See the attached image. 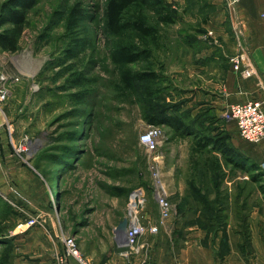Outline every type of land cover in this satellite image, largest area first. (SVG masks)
I'll return each mask as SVG.
<instances>
[{"label": "rangeland", "instance_id": "374dc122", "mask_svg": "<svg viewBox=\"0 0 264 264\" xmlns=\"http://www.w3.org/2000/svg\"><path fill=\"white\" fill-rule=\"evenodd\" d=\"M75 2L84 8V18L74 31L64 24L66 8ZM170 2L178 8L179 19L148 60L160 74L153 85L161 90L154 97L141 96V82L133 95L121 85L110 57L113 38L103 27L104 0H37L27 13L18 50L0 49V74L18 76L9 84L0 111V138L5 145L0 154L4 179L0 240L13 243L11 264H22L17 261L22 255L15 250L16 235H24L31 226L47 229L51 217L58 218L65 234L75 237L81 255L97 264L93 255L113 253L117 249L113 241L122 242L118 224L126 214L131 190L138 186L145 191V225L157 223L152 156L159 161L169 200L177 202L180 211L158 223L155 234L144 235L150 244L141 264H183L179 256L185 250L211 252L219 262L233 259L226 264H264V228L255 233L250 218L253 206H264L262 172L248 161L240 160L242 166L229 164L218 149L197 150L193 135L176 134L164 124L158 125L160 143L154 152L139 142V134L149 125L143 114L148 101L159 105L164 96L172 100L178 86L175 96L187 101V73L178 75L181 80L175 74L179 68L187 70L188 48L183 40L188 30L199 28L204 0L202 5L199 0ZM76 39L80 48L70 57ZM146 64L129 66L143 69ZM21 67L25 73L19 72ZM75 77H80L79 85L74 84ZM220 155L224 162H209L208 156ZM5 161L12 170L7 174L9 185L3 178ZM174 188L180 192L170 195ZM192 190L207 199L202 196L198 201ZM209 201L225 209V223L207 222L210 212L201 204ZM30 218H37L36 222L25 225ZM24 254L22 259L28 261L24 264H36L29 253ZM64 254L65 250L54 254L51 264H60ZM69 259L77 262L67 256L66 264Z\"/></svg>", "mask_w": 264, "mask_h": 264}, {"label": "crops", "instance_id": "0c3cea01", "mask_svg": "<svg viewBox=\"0 0 264 264\" xmlns=\"http://www.w3.org/2000/svg\"><path fill=\"white\" fill-rule=\"evenodd\" d=\"M177 1L183 3L184 0ZM204 7L203 16L200 18L201 28L199 26L197 30L190 29L186 33L190 35L187 43V70L183 69L184 67L179 68L178 73L175 74V78L181 80L182 76L178 77V75L187 73L189 82L186 87L187 101L181 100L179 95L175 96L180 92V86H178L179 91L176 88L177 92L174 91L171 98L173 102H179L180 113L189 110L188 118L190 121L194 119L191 130L199 129L207 135L217 133L225 135L224 140L230 147V151L227 152H231L239 161L250 162L255 170L262 172L264 176V138L259 142H249L239 135L233 120L223 118L225 109L232 103L260 100L264 109V0H238L234 5H229L227 0H204ZM237 53L242 54L243 63L248 61L251 64L253 69L251 75L243 76L232 69L230 57ZM3 147L5 145L1 137L0 154L5 150ZM207 147H211V144ZM221 148L214 149L222 152ZM208 158L211 159H208L209 162H217V159L224 162L225 156H208ZM7 163L8 161H5L4 173H2L3 178L4 176L6 178V184L9 185L12 180L7 174L12 173V170ZM3 180L0 176V186ZM179 192L180 188H174L170 195ZM250 218L255 233L260 232L264 228V206H253ZM47 225V229L31 226L24 235H16L15 250L22 255L17 260L19 263L28 262L22 257L24 253H29V260L32 263L51 264L54 254L64 252L62 236L65 233L60 227L58 218L54 220L51 217ZM25 240L27 243L24 245L21 241ZM113 244L117 247L113 253L103 256L93 255L97 264H141L146 259L150 243L143 237V246L140 249L145 252L140 251L132 255L128 261L119 255L117 243L113 241ZM213 257L211 252L188 250L181 252L179 256L183 264H226L233 261L226 258L219 262ZM68 262L78 264L73 259H69Z\"/></svg>", "mask_w": 264, "mask_h": 264}, {"label": "trees", "instance_id": "16d2710c", "mask_svg": "<svg viewBox=\"0 0 264 264\" xmlns=\"http://www.w3.org/2000/svg\"><path fill=\"white\" fill-rule=\"evenodd\" d=\"M202 1L199 0L200 4ZM36 3L37 0H5L2 2L0 8L1 50L9 52L18 50V40L24 30L27 13ZM83 12L84 8L80 2H75L66 8L65 28L75 31L80 22L83 21ZM179 14L178 8L168 0H104L103 27L105 32L113 38L110 57L115 67L118 68L121 85L130 91V95L138 93L137 82H141V96L143 97H154L160 92L159 85H153L159 80L160 74L149 64L148 60L167 39V29L178 21L177 16ZM189 36L187 35L183 41L186 40L188 43ZM78 43V39L72 42V46L69 48L70 57L74 56L73 51L80 48ZM139 61L147 62L143 69H133L129 66ZM73 82L75 85H79L80 77H75ZM164 97L163 103L159 101V105L158 103L154 105L148 101V105L144 106L147 108L143 110V114L149 124H164L176 134L193 135L192 145L197 150L208 149L209 144L212 148L222 147V152L225 153L229 163L242 166L231 152H227L230 151V147L224 140L225 135L220 133L207 135L202 130H191L194 119L190 121L188 118L189 110L186 109L180 113L179 102L165 100ZM262 192L264 193L263 187ZM192 193L198 201H201L202 196L206 198L198 191ZM201 206H204L205 211L210 212L207 219L209 224H214L218 220L225 223L227 214L223 212L224 208L216 206V203L213 204L210 201L202 203ZM177 209L180 211L179 206ZM13 249L12 241L0 240V264H11Z\"/></svg>", "mask_w": 264, "mask_h": 264}, {"label": "built area", "instance_id": "2783aa9c", "mask_svg": "<svg viewBox=\"0 0 264 264\" xmlns=\"http://www.w3.org/2000/svg\"><path fill=\"white\" fill-rule=\"evenodd\" d=\"M238 0H227L229 5H234ZM241 53L234 54L230 57L232 69L243 76L252 74L253 69L248 61L242 62ZM18 80V76L10 73L0 74V111L3 112V104L8 97L9 84ZM260 100H248L245 102L232 103L227 106L223 113V118L233 120L237 126L239 135L249 142H259L264 138V109ZM10 129V124H8ZM161 129L158 125L149 124L147 128L139 134V142L143 144L146 151L154 152L160 143L159 136ZM12 141V138H11ZM27 144V138L24 139V145ZM26 149V147L21 146ZM157 156H152L151 177L153 179L155 201L157 203L158 220L157 223H148L145 225L144 204L145 191L141 186L131 190L129 202L126 210V226L122 232V242L117 241L119 255L126 261L130 260L132 255L138 254L143 246L145 234H155L159 229V224L174 214H177L176 203L169 200L168 192L162 181V173L159 169L158 162L155 161ZM37 218L26 220L25 225L29 226L36 222ZM22 223L19 224V226ZM62 242L64 244L65 254L59 258L60 264H66L67 256L74 257L79 264H93L83 257L78 250L74 236L63 234Z\"/></svg>", "mask_w": 264, "mask_h": 264}, {"label": "water", "instance_id": "95a60500", "mask_svg": "<svg viewBox=\"0 0 264 264\" xmlns=\"http://www.w3.org/2000/svg\"><path fill=\"white\" fill-rule=\"evenodd\" d=\"M126 226V217H123L122 220L119 222L118 227L120 230H123Z\"/></svg>", "mask_w": 264, "mask_h": 264}, {"label": "bare ground", "instance_id": "6f19581e", "mask_svg": "<svg viewBox=\"0 0 264 264\" xmlns=\"http://www.w3.org/2000/svg\"><path fill=\"white\" fill-rule=\"evenodd\" d=\"M22 68H23V67H21V69H19V72H20V73H25V72H26V70H25V69H24V70H22ZM29 72H30V73H33V72H34V70H33V71H29Z\"/></svg>", "mask_w": 264, "mask_h": 264}]
</instances>
